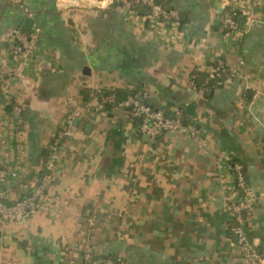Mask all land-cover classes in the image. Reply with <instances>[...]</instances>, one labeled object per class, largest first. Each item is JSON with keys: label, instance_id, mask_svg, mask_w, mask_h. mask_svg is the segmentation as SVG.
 Here are the masks:
<instances>
[{"label": "crops", "instance_id": "0c3cea01", "mask_svg": "<svg viewBox=\"0 0 264 264\" xmlns=\"http://www.w3.org/2000/svg\"><path fill=\"white\" fill-rule=\"evenodd\" d=\"M61 1L0 0L4 201L37 185L53 139L70 131L42 209L0 219V264H82L87 252L125 264H246L226 226L232 160L254 193L252 216L243 217L251 246L264 251V0H230L236 33L224 31L212 0H165L179 14L176 28L147 25L112 0H75L64 10ZM26 19L33 25L22 32L39 33L22 71L11 32ZM217 64L233 77L206 91ZM195 73L200 87L190 92ZM109 90L146 94L152 107L218 131L225 147L187 122L192 133L151 140L128 112L96 109L98 91ZM10 97L22 106L20 125Z\"/></svg>", "mask_w": 264, "mask_h": 264}, {"label": "built area", "instance_id": "2783aa9c", "mask_svg": "<svg viewBox=\"0 0 264 264\" xmlns=\"http://www.w3.org/2000/svg\"><path fill=\"white\" fill-rule=\"evenodd\" d=\"M75 0H63L62 10L75 6ZM114 4H121L129 8V6H142L148 9L146 15H139L136 12V19L143 23L155 26L157 28L167 26L176 28L179 22V14L176 10L166 7L165 4L159 3V0H112ZM221 9V23L228 32L236 33L237 25L234 19V13L230 10V0H219ZM86 4V3H85ZM78 5V4H77ZM133 28V24L129 23ZM13 46L12 53L19 59L21 70H25L32 63V57L37 51V36L38 28L25 33L18 28L12 29ZM4 71L0 69V92L4 87L6 81ZM193 74L190 83V90L196 91L193 83ZM233 75L222 64H217L212 67L208 78L216 79L218 85L223 80L232 79ZM146 94L134 93L126 97L125 100L118 99L116 91H98L95 98V105L97 110L105 109L106 107H113L119 111L128 112L135 120H137L138 130L141 134L149 137L151 140L159 137L164 133H192L193 129L189 126H184L180 121L179 116L170 119L167 118L164 112L159 108H154L147 104L144 100ZM142 99L143 101H141ZM12 106V114L14 123L21 124L22 106L15 98L10 97L8 100ZM68 127H62L57 133L49 147L45 161L41 168L40 178L37 185L24 197L17 201L6 202L3 200V194L0 189V219L7 222H19L42 209L41 199L49 190L53 178L55 160L57 156V147L62 139L70 134ZM191 131V132H190ZM235 175L234 184V198L226 203L225 210L228 215L226 226L231 221L238 223L237 227L233 228V233L236 239V245L239 248L241 259L246 264H264V255L257 253L256 250L249 244L247 235L243 232L244 222L241 218V212L247 218H250L253 213L254 193L246 184L243 167L239 163H235L231 167ZM5 173L0 171V187L5 179ZM13 176V174H12ZM240 197L241 202L238 203ZM264 253V252H263ZM82 264H125L122 261L112 257H98L92 253H85L82 259Z\"/></svg>", "mask_w": 264, "mask_h": 264}, {"label": "water", "instance_id": "95a60500", "mask_svg": "<svg viewBox=\"0 0 264 264\" xmlns=\"http://www.w3.org/2000/svg\"><path fill=\"white\" fill-rule=\"evenodd\" d=\"M212 4L215 5V7L217 8V11L219 14L222 13V9L220 7V4L218 1H215V0H212ZM219 22V19H216V21L214 23H218ZM33 25V20L32 19H26L25 20V23L23 24V26L21 27V31H29L31 29ZM190 92H192L191 90H189ZM198 96V94H194L193 97L194 99H196ZM141 101H143L142 99H140ZM5 109L7 111H10L11 110V107L8 105L5 107ZM193 110H194V106L193 105H189L186 107L185 109V112L190 116V117H193ZM164 114L167 118H170V119H173V118H176L177 115L173 112V111H167V110H164ZM179 119L180 121L182 122H187V123H190L192 125H195V126H198L202 129H204L205 131H208L210 133H212L216 138H217V142L221 145H223L225 147V142L221 136V134L214 130L213 128H211L210 126L200 122V121H197L195 119H192V118H185L184 116H179ZM147 138V137H146ZM158 137H155V139H157ZM244 217V212H241V218L243 219ZM243 232L246 234V231H245V228H243ZM257 253H259V251H256Z\"/></svg>", "mask_w": 264, "mask_h": 264}, {"label": "trees", "instance_id": "16d2710c", "mask_svg": "<svg viewBox=\"0 0 264 264\" xmlns=\"http://www.w3.org/2000/svg\"><path fill=\"white\" fill-rule=\"evenodd\" d=\"M159 3H161V4H165V0H159ZM129 8H130L131 10H135L139 15H146V14L148 13V9H146L145 7H142V6H136V7L129 6ZM224 31H226V29H224ZM203 78H204V77H203ZM203 78H202V79H203ZM204 80H205V79H204ZM192 81H193V83H194V85H195L196 90H199V87H200V86L198 85V82H197V73H195V77L193 78ZM204 87H205V90H206V91H207V90H213L214 88L218 87V82H217L216 79L207 78ZM204 92H205V91H204ZM116 94H117V96H118V99H120V100L125 99V98L128 97V95H129V94L126 95L125 93H122V92H116ZM22 112H23V110H22ZM21 118H22V114H21ZM182 124H183L184 126H187V125H188L186 122H182ZM19 125H20V124H19ZM234 163H236V161L232 160V161H231V164H234ZM242 166H243V165H242ZM243 171H244V169H243ZM246 184H247V182H246ZM247 185H248V184H247ZM240 202H241V199H240V197H239V198H238V203H240ZM237 225H238V223H237L236 221H231V222L229 223V225H228V233H229V235H230V237H231L232 239H235V235H234V233H233V228L237 227ZM238 226H239V225H238ZM244 226H245V229H246V235H247L248 242H249V244H251L250 233H249L248 228L246 227V225H244ZM263 252H264V251L261 250L260 254H261V255H264Z\"/></svg>", "mask_w": 264, "mask_h": 264}, {"label": "rangeland", "instance_id": "374dc122", "mask_svg": "<svg viewBox=\"0 0 264 264\" xmlns=\"http://www.w3.org/2000/svg\"><path fill=\"white\" fill-rule=\"evenodd\" d=\"M55 164V163H54Z\"/></svg>", "mask_w": 264, "mask_h": 264}]
</instances>
